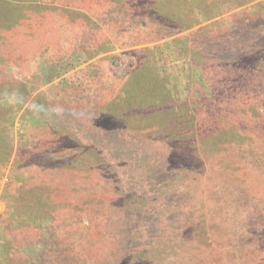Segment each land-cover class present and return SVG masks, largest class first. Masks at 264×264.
Returning a JSON list of instances; mask_svg holds the SVG:
<instances>
[{"label":"rangeland","instance_id":"obj_1","mask_svg":"<svg viewBox=\"0 0 264 264\" xmlns=\"http://www.w3.org/2000/svg\"><path fill=\"white\" fill-rule=\"evenodd\" d=\"M147 1L0 0V264H264V0Z\"/></svg>","mask_w":264,"mask_h":264},{"label":"trees","instance_id":"obj_2","mask_svg":"<svg viewBox=\"0 0 264 264\" xmlns=\"http://www.w3.org/2000/svg\"><path fill=\"white\" fill-rule=\"evenodd\" d=\"M123 1L124 2H121L122 4H120L122 7L125 5L124 8L126 9L130 5L133 9L140 10L139 12L141 14H144V16H146V11H147L145 9L146 6L149 8L151 7L149 5V1H147V0H123ZM153 5H154L153 8L157 7V9H161L160 3H154ZM160 12L155 13V15H158ZM172 16H174V15H172ZM82 17H84V16L82 15ZM165 31H166V29H161L160 27L156 28V23L155 24L151 23L149 25H146L145 23H139V25L137 26L136 29H134V28L130 29V31L128 32L129 34H126L125 39H122L120 37V35H122L123 33H119V35H115L114 38L111 37V40L117 41V43H115L116 46H114V47H117L118 46L117 44H120V43H124V44L128 43L129 44L130 40H132L134 43H137L139 40L137 34H139V33L144 34V35L145 34L154 35L153 36L154 38H156V37L159 38L165 33ZM130 32H131V34H130ZM97 33L100 35V36H95V38L98 42L104 38L105 39H108V37L110 38V35L106 31H102L100 29H97L96 34ZM101 34H105V36H102ZM136 54L138 56L136 66L139 67V70L141 72H144V73H142V75H141V74H139L141 72L137 68H134V69H131L130 72L127 74V75H132L136 70H138V75H136L132 78L135 81L133 83L134 86H133V88L128 89L127 94L124 95L125 99L130 100V98L135 97V99L137 101H139V103H142L140 101H143V102H147L151 106L159 103L160 104L159 107H163L162 104L164 103V101L163 100L161 101V99H162V96H164V93L160 92V90L164 89V87L161 89H157L154 86V84H156V83L160 84V82L156 81L155 79L148 78L149 77L148 74H150V71H151V68H150L151 62L149 61L150 49L144 48V49L138 50L136 52ZM110 76H112L114 78V80H116L117 83H123V82H126L127 80H129V78L127 79L126 77H119V76L117 77V76L113 75L112 73L110 74ZM137 82H141V83L144 82L147 85L153 87V89H155V90H151V91H154V94L147 96V95H145V92L144 93H142V92L136 93V90L139 88L138 86H136ZM159 87H160V85L158 86V88ZM152 114L153 113L151 110H148V108H144L143 117H142L143 121H148L151 118ZM228 146L235 148V149H237V148L238 149H241V148L244 149V147H243L244 145L242 143H239V142H236V143L229 142Z\"/></svg>","mask_w":264,"mask_h":264}]
</instances>
